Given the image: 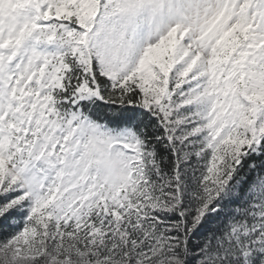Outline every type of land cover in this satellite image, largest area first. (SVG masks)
Instances as JSON below:
<instances>
[{
  "label": "snow or ice",
  "instance_id": "1",
  "mask_svg": "<svg viewBox=\"0 0 264 264\" xmlns=\"http://www.w3.org/2000/svg\"><path fill=\"white\" fill-rule=\"evenodd\" d=\"M0 264H264V0H0Z\"/></svg>",
  "mask_w": 264,
  "mask_h": 264
}]
</instances>
